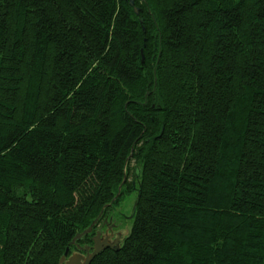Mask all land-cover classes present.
<instances>
[{"label": "trees", "instance_id": "16d2710c", "mask_svg": "<svg viewBox=\"0 0 264 264\" xmlns=\"http://www.w3.org/2000/svg\"><path fill=\"white\" fill-rule=\"evenodd\" d=\"M133 190L90 264H264V0H0V264Z\"/></svg>", "mask_w": 264, "mask_h": 264}, {"label": "water", "instance_id": "95a60500", "mask_svg": "<svg viewBox=\"0 0 264 264\" xmlns=\"http://www.w3.org/2000/svg\"><path fill=\"white\" fill-rule=\"evenodd\" d=\"M119 193L115 195L117 198ZM111 205V204H110ZM135 210V203L132 208V215ZM101 215H99L92 223L86 228L84 231L78 233L71 241V245L75 246V250L69 253V248L65 251V253L59 259L58 264H90L93 258L103 251L105 248H116L119 245H114L115 243H110L107 237L102 238L100 230L95 231V235L92 237V246H80L76 243L77 240L81 239L85 234L91 232L92 228H94L98 222V219ZM116 246V247H115Z\"/></svg>", "mask_w": 264, "mask_h": 264}, {"label": "rangeland", "instance_id": "374dc122", "mask_svg": "<svg viewBox=\"0 0 264 264\" xmlns=\"http://www.w3.org/2000/svg\"><path fill=\"white\" fill-rule=\"evenodd\" d=\"M133 164L134 163H132V166ZM132 179L133 178L130 177L129 181H131V183L136 184L138 179ZM135 186L137 187V184ZM136 193V190L123 193L118 199V201L113 204L110 208V216L118 222L120 228H125L124 231L122 229H119L122 230L124 233H128L132 225V208L135 203Z\"/></svg>", "mask_w": 264, "mask_h": 264}, {"label": "flooded vegetation", "instance_id": "af4514ba", "mask_svg": "<svg viewBox=\"0 0 264 264\" xmlns=\"http://www.w3.org/2000/svg\"><path fill=\"white\" fill-rule=\"evenodd\" d=\"M119 229H122L123 231L125 230V228L119 227L118 222L110 216V211H107L98 219V222L94 227L93 236L95 235L96 230H100L102 238L107 237L110 243L116 242L114 245H121L127 232L124 233Z\"/></svg>", "mask_w": 264, "mask_h": 264}]
</instances>
